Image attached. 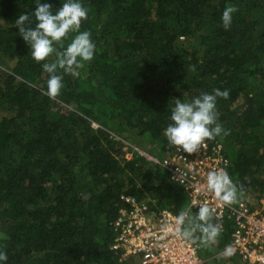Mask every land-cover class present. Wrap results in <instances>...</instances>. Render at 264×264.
<instances>
[{
  "label": "trees",
  "instance_id": "trees-1",
  "mask_svg": "<svg viewBox=\"0 0 264 264\" xmlns=\"http://www.w3.org/2000/svg\"><path fill=\"white\" fill-rule=\"evenodd\" d=\"M41 2L55 11L63 0ZM82 3L88 18L81 30L91 33L95 55L79 75H64L60 95L50 99L43 62L31 58L15 26L36 0H0L6 264H120L112 244L122 196L174 214L184 210V188L139 152L161 160L176 149L162 134L176 98L229 91L217 99L227 135L208 142L222 143L237 195L264 196V0ZM226 6L236 8L229 30L221 23ZM223 226L207 246L196 230L201 256L224 249L233 223L225 219Z\"/></svg>",
  "mask_w": 264,
  "mask_h": 264
},
{
  "label": "clouds",
  "instance_id": "clouds-1",
  "mask_svg": "<svg viewBox=\"0 0 264 264\" xmlns=\"http://www.w3.org/2000/svg\"><path fill=\"white\" fill-rule=\"evenodd\" d=\"M236 8L226 6L221 15V23L229 30ZM88 18V9L82 0H63L61 6L53 11L49 2L36 0L31 13H23L16 18L15 26L20 37L29 46L31 58L41 64L42 71L48 75L45 94L55 99L63 88L64 75H79L85 63L93 60L96 45L91 33L81 30L82 21ZM33 21L35 23L33 24ZM70 34L71 42L66 44ZM55 59H52V57ZM227 89H213L211 93L202 92L190 100L176 98L170 108V123L163 129V136L169 145L188 154L198 152L206 141L214 140L227 130L219 123L217 99H227ZM207 188L224 205L237 201V187L224 170H212L206 177ZM182 210L176 224L186 227L178 234L184 239L196 242V230L200 233V243L207 246L213 243L221 233V228L212 223L213 209L208 205H198ZM228 254L230 250L226 249ZM7 254L0 250V264H6Z\"/></svg>",
  "mask_w": 264,
  "mask_h": 264
},
{
  "label": "built area",
  "instance_id": "built-area-1",
  "mask_svg": "<svg viewBox=\"0 0 264 264\" xmlns=\"http://www.w3.org/2000/svg\"><path fill=\"white\" fill-rule=\"evenodd\" d=\"M139 152L160 163L170 178L184 188L187 193L184 209L196 205L192 209L196 212L198 205H208L221 231L225 219L232 221L230 239L220 255L241 264H264V196L256 204L241 200L224 205L207 188L206 177L210 171L224 170L229 174L221 142L210 145L206 141L193 154L176 148L161 160ZM122 199L126 206L113 223L115 238L112 244L120 253V264H210L201 256L196 243L178 234L185 227L176 224L178 214L140 203L131 195L122 196Z\"/></svg>",
  "mask_w": 264,
  "mask_h": 264
},
{
  "label": "rangeland",
  "instance_id": "rangeland-1",
  "mask_svg": "<svg viewBox=\"0 0 264 264\" xmlns=\"http://www.w3.org/2000/svg\"><path fill=\"white\" fill-rule=\"evenodd\" d=\"M94 125H97L96 123H94ZM135 150V148H134ZM141 151V150H139ZM143 152V150L141 151ZM129 156H131V154H129ZM238 198H237V201L233 204H236L237 202L241 201V200H246L250 203H253V204H256L258 202V199H257V194L256 193H253V194H240V195H237ZM261 199V198H260ZM208 260L209 262H211V253L208 254ZM231 261L229 260V257H227L226 255H220V257L216 260L215 264H230ZM213 264V263H211Z\"/></svg>",
  "mask_w": 264,
  "mask_h": 264
},
{
  "label": "crops",
  "instance_id": "crops-1",
  "mask_svg": "<svg viewBox=\"0 0 264 264\" xmlns=\"http://www.w3.org/2000/svg\"><path fill=\"white\" fill-rule=\"evenodd\" d=\"M220 253H221V251L218 253H212V255L210 257V259H211L210 264L211 263L215 264L216 260L220 257ZM229 260H231V259H229ZM232 262H233V264H241L239 261H237L235 259H232Z\"/></svg>",
  "mask_w": 264,
  "mask_h": 264
}]
</instances>
